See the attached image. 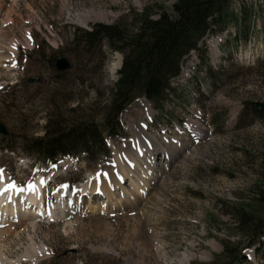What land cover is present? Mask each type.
Returning <instances> with one entry per match:
<instances>
[{"label":"rangeland","instance_id":"rangeland-1","mask_svg":"<svg viewBox=\"0 0 264 264\" xmlns=\"http://www.w3.org/2000/svg\"><path fill=\"white\" fill-rule=\"evenodd\" d=\"M173 2L0 0V50L7 55L0 60V123L8 129L0 137L11 144L0 148V169L19 189L42 177L51 210L35 229L16 222L18 234H4L11 261L4 264H264V230H256L264 224V105L257 107L264 103V0H231L238 13L249 9L241 21L246 31L237 34L231 21L209 30L185 55L159 107L145 95L124 107L122 133L105 138L108 154L60 157L54 168L21 148L56 119L97 121L106 111L123 54L108 42L77 45V27L85 20L131 27L136 11ZM58 54L69 57L70 68L56 69ZM140 125L157 143L152 168L159 179L142 163L136 201L123 196L132 191L128 176L112 198L82 195L93 177L113 172L115 150L134 146ZM67 184L76 198L64 208ZM27 208L35 213L34 204ZM103 219L107 225L97 226ZM32 239L47 254L18 260Z\"/></svg>","mask_w":264,"mask_h":264},{"label":"trees","instance_id":"trees-1","mask_svg":"<svg viewBox=\"0 0 264 264\" xmlns=\"http://www.w3.org/2000/svg\"><path fill=\"white\" fill-rule=\"evenodd\" d=\"M230 1L174 0L170 8L163 3L158 8L150 4L130 16L131 27L121 21L101 20L90 27H77L72 38L77 45L93 49L108 42L124 55L106 111L97 121L76 119L66 124L56 119L43 135L26 139L21 148L43 162H55L62 156L84 154L95 158L98 153L108 154L105 138L122 133L119 115L124 107L141 95L159 107L173 88L171 78L180 72L185 55L199 49L198 43L209 30L223 28L231 21L236 24L237 34L246 31L241 21L249 17V9L243 6L238 13L230 8ZM3 147L11 148L4 135L0 137ZM262 225L256 230L263 231Z\"/></svg>","mask_w":264,"mask_h":264},{"label":"bare ground","instance_id":"bare-ground-1","mask_svg":"<svg viewBox=\"0 0 264 264\" xmlns=\"http://www.w3.org/2000/svg\"><path fill=\"white\" fill-rule=\"evenodd\" d=\"M4 52V50H0V60L7 56L6 54H4ZM10 55L11 52L9 53V56ZM119 65L120 62L116 63V68ZM132 134L134 135L132 136V142L136 143L134 146H126L115 150L113 156L115 168L113 172H108L104 177H93L90 182L84 185L85 187L83 186L81 190L83 191V193L89 192L90 195L101 193L104 194V196L107 198H112L114 189H125L122 183V179L128 176L131 181L132 191L128 190L127 193L123 196L125 198L131 197L134 199V201H136L137 196L133 195V192L141 191L140 183L143 179V169H145L143 164L146 165L147 169L150 171L153 181L159 179V173L152 168V164L154 162V152L158 149L157 143L153 140L152 136L147 134L144 125L134 127ZM166 151L169 152V150L167 149ZM147 155L149 157H147ZM147 160H151L152 162L150 161V164H145ZM58 164L54 165V168H56ZM2 176L3 179H0V189H3L8 184H10L4 173H2ZM44 182L45 180L42 177H39L36 182L25 186V188H23V191H20L19 188L16 187L3 192V194H0V226H3L0 227V264L11 262L8 260L4 251V234H18L17 229H15L14 227L19 222L27 227L30 226L32 229H35L38 222L37 220L39 219L38 217L43 215H45L46 217L51 214V210H45L42 205L43 200H45V193H43ZM32 185H35V191L32 190ZM62 191L63 194L60 196L61 198H59V203L65 208L67 207L68 203L71 204L73 193H71L70 196L67 197V188L64 187ZM30 203L34 204L33 211L35 213L31 214V211L27 208V204ZM105 205L106 204H102V208H105ZM92 208H96V206H92ZM40 213H42L43 215ZM96 223L98 224L97 226H104L105 224L107 225L104 219L102 221L97 220ZM143 240V242L147 243L148 235L146 233L143 234ZM46 254V248L40 244H36L32 239L31 243L26 248L25 254L19 257L18 260L22 258H31L37 261Z\"/></svg>","mask_w":264,"mask_h":264},{"label":"water","instance_id":"water-1","mask_svg":"<svg viewBox=\"0 0 264 264\" xmlns=\"http://www.w3.org/2000/svg\"><path fill=\"white\" fill-rule=\"evenodd\" d=\"M84 23H85L84 25L87 26V22L85 21ZM54 65L56 69L58 70H67L71 66V61L69 57H65L63 54H58L56 58L54 59ZM121 65H122V57L120 59V65L117 67L119 70L121 69L120 68ZM262 105H264V103L259 102L257 107L259 108ZM7 132H8L7 127L3 123H0V134L7 133Z\"/></svg>","mask_w":264,"mask_h":264},{"label":"snow or ice","instance_id":"snow-or-ice-1","mask_svg":"<svg viewBox=\"0 0 264 264\" xmlns=\"http://www.w3.org/2000/svg\"><path fill=\"white\" fill-rule=\"evenodd\" d=\"M2 173H3V170L0 169V179H3ZM105 175H107V174H105ZM98 176H99V174H98ZM31 187H32V190L35 191V185H32ZM62 187H63V186H62ZM13 188H16V184H15V182H12V183L8 184L5 188L0 189V194H3V192H5V191H7V190H9V189H13ZM19 190H20V191H23L24 189L21 188V189H19ZM9 199H10V198H9Z\"/></svg>","mask_w":264,"mask_h":264}]
</instances>
